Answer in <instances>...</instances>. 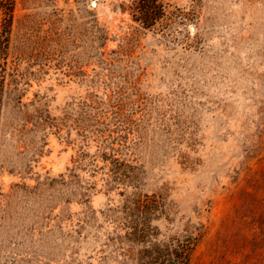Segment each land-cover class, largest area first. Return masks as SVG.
Instances as JSON below:
<instances>
[{"label":"rangeland","instance_id":"1","mask_svg":"<svg viewBox=\"0 0 264 264\" xmlns=\"http://www.w3.org/2000/svg\"><path fill=\"white\" fill-rule=\"evenodd\" d=\"M130 1L0 0V264H264V0Z\"/></svg>","mask_w":264,"mask_h":264},{"label":"trees","instance_id":"2","mask_svg":"<svg viewBox=\"0 0 264 264\" xmlns=\"http://www.w3.org/2000/svg\"><path fill=\"white\" fill-rule=\"evenodd\" d=\"M128 8L132 18L145 28L162 24L166 17V9L161 0H131ZM197 238L192 232L183 239L175 238L168 244L143 249L139 252V264H186Z\"/></svg>","mask_w":264,"mask_h":264}]
</instances>
